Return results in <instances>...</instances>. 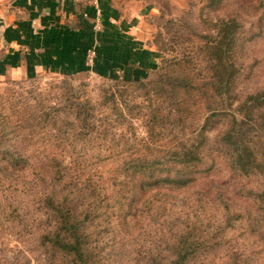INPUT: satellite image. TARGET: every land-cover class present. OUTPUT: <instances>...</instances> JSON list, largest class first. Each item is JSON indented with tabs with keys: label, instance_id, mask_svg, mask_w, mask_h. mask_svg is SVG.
I'll list each match as a JSON object with an SVG mask.
<instances>
[{
	"label": "rangeland",
	"instance_id": "obj_1",
	"mask_svg": "<svg viewBox=\"0 0 264 264\" xmlns=\"http://www.w3.org/2000/svg\"><path fill=\"white\" fill-rule=\"evenodd\" d=\"M146 3L153 9L140 16L137 31L157 59L153 68L141 70L144 76L138 81H125L133 77L125 73L101 75L91 69L67 76L42 71L0 78L2 145L25 155L31 150L55 155L33 163L86 166L81 178L94 173L110 202L104 215L90 217V181L75 182L66 175L55 189L72 193L70 207L80 218L89 214L85 227L66 232L59 227L61 205L54 209L41 200L29 189L28 177L20 182L8 171L0 173V264H264V96L243 102L264 90V12L256 9L259 0ZM233 17L240 21L243 45L228 53V63L236 61L240 71L230 76L226 89L210 45L217 39L219 20ZM213 111L225 113L211 116ZM232 115L251 121L253 148L261 152L263 167L250 175L234 172L219 146ZM189 144L199 145L203 157L190 179L174 167L131 181L121 168L137 156L151 160L153 154ZM1 150L0 166H10ZM160 177L177 181L173 192L161 197L167 209L137 211L148 193L163 187L154 182ZM142 180L152 184L142 186ZM5 181L18 183V189L7 188ZM198 198L209 200L197 207L198 218L195 210L181 212L180 205ZM72 235L81 239L82 259L56 242Z\"/></svg>",
	"mask_w": 264,
	"mask_h": 264
},
{
	"label": "crops",
	"instance_id": "obj_2",
	"mask_svg": "<svg viewBox=\"0 0 264 264\" xmlns=\"http://www.w3.org/2000/svg\"><path fill=\"white\" fill-rule=\"evenodd\" d=\"M147 9L146 0H0V78L95 66L141 79L157 59L137 31Z\"/></svg>",
	"mask_w": 264,
	"mask_h": 264
},
{
	"label": "trees",
	"instance_id": "obj_3",
	"mask_svg": "<svg viewBox=\"0 0 264 264\" xmlns=\"http://www.w3.org/2000/svg\"><path fill=\"white\" fill-rule=\"evenodd\" d=\"M256 9H262V11L264 12V0H259ZM240 27L241 24L237 17L220 19L218 22L219 33L217 35V39H215L210 45V48L212 50L211 60L214 61V64L217 67V71H219V73L221 74V86L226 89L230 87V76L236 73L238 74L240 71V65H237L236 61L232 64L228 63L227 60L228 53L230 51L236 53V51H240L239 49L243 45V38L241 35L242 31ZM238 59L239 58H237V60ZM220 60L223 61V64H221ZM217 64H219V66L221 67L218 68ZM95 69V66H92V70L95 71ZM124 79L125 81L132 82L139 80L138 78L133 77H125ZM263 96L264 90H261L254 95H249L248 98L243 101L244 105L251 102V98H256V100H259L260 97ZM221 112L225 113V111H213L211 113V116L219 115L218 113L221 114ZM231 119V124L221 133L222 135L219 139L221 143H219V146L222 149L221 151L223 155L226 157V159H228L229 165L234 172H241L243 175H250L254 172V169L263 167V161L261 160V158H258V155L261 154V152L256 151V147L253 148L250 129L251 127L249 125L251 121L246 118H242L239 120L234 115H232ZM46 121L48 120H42V122ZM0 138V146L2 149L1 151H3L5 156L8 157L9 160H11L10 166H0V173L8 171L10 174L16 177L14 179H20V182L25 177H28V182H30L29 189L34 194L39 195V197L42 198L41 200H44L46 204L54 209H56L57 206L61 205L64 208V214L60 219V222H62V224L59 223V227H63L64 231L72 233L77 231V227H85L84 221L89 217L87 211L85 213V216L83 215V218H80L81 215L75 213L70 207L71 200H74L70 198L72 194L70 191L61 194L60 191H57L55 189V186L59 184L66 175L72 177L75 182H78L79 179H87L90 181V217L95 218V214L98 212L100 215H104L105 212H107V209H110V207L107 208L110 203L106 201L108 195L105 193L102 187L98 186L99 182L93 177L94 173L90 177L81 178V174H84L86 171V166L71 167L63 163H46L42 161L33 163V159H50L54 158L55 155H53L52 151L44 153V151L33 150L28 151L25 155L24 153L13 151V149L4 146V144L2 145V143L6 142V140L3 138V135L0 136ZM22 138L27 142L31 141L30 137L25 136ZM204 140L205 137L202 136V134H199V141L203 142ZM199 148V145L189 144L187 147H183L180 149H174L167 152L162 151L165 152V154L160 153L161 156L153 154L151 160H146V157L143 156H137L135 160L133 159L129 162V165H127L126 167L121 166V168L126 172V175L128 174L127 177L131 181H133L137 175L148 179V177L153 176L154 172L158 169L164 168L167 170H172L174 167H176L177 170L183 172V174L188 176V178L190 179L189 174L197 172L196 168L203 162L202 153H200ZM58 154H60L59 156L62 157L61 152H59ZM111 155L113 156L114 153H112ZM96 165L98 164L90 165V167ZM119 169L120 168H115L114 172L116 173L117 171L118 173ZM1 178L3 179V176ZM154 182L162 185L163 187L148 193L149 195L145 196L142 199L137 211H147V214H149L150 212L154 213L157 207L167 209L165 204L166 202H164L165 199L161 197H168L169 194L175 189L173 184L177 181L175 179H171L170 177H160L159 179L154 180ZM16 184L17 187L15 186V183L12 184L9 181L6 183L7 188H12L11 186H13L14 188L15 186V189H18L19 184ZM146 184L150 185L152 183H147V181L145 180H142L140 182V185L142 186ZM134 185L135 184L132 183V188L130 189V191L133 189ZM20 190L25 191L24 188H21ZM117 201H119V199H116V202ZM201 201L204 200L198 198L195 199L194 204L187 203L186 207L184 205H180L181 209L184 210L180 211L185 215H188L192 210H195V216L196 218H198L197 207L204 206L203 202ZM66 202L68 203L67 208L65 207ZM198 202H200L199 205H197ZM204 202L206 204L209 202V200ZM214 203H216V201H214ZM224 205L225 207L221 205L218 206L219 211L223 208H226V206H229L228 203ZM226 209H224V211H226ZM70 211L72 213H70ZM178 211V209L175 210L174 214L176 216L178 215ZM191 223L193 226L196 225V222L193 219L191 220ZM71 238L72 239L68 240L65 237H62L61 239H57L56 242L60 243L61 247L66 250L69 255L71 254L72 256L82 259L84 251L80 237L78 235H72ZM180 259V257L176 258V261H180Z\"/></svg>",
	"mask_w": 264,
	"mask_h": 264
},
{
	"label": "built area",
	"instance_id": "obj_4",
	"mask_svg": "<svg viewBox=\"0 0 264 264\" xmlns=\"http://www.w3.org/2000/svg\"><path fill=\"white\" fill-rule=\"evenodd\" d=\"M95 28L98 30L99 29V24H96L95 25Z\"/></svg>",
	"mask_w": 264,
	"mask_h": 264
}]
</instances>
